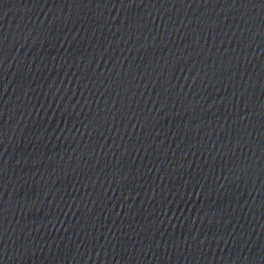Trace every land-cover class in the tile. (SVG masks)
Returning <instances> with one entry per match:
<instances>
[{
    "label": "water",
    "instance_id": "obj_1",
    "mask_svg": "<svg viewBox=\"0 0 264 264\" xmlns=\"http://www.w3.org/2000/svg\"><path fill=\"white\" fill-rule=\"evenodd\" d=\"M0 264H264V0H0Z\"/></svg>",
    "mask_w": 264,
    "mask_h": 264
}]
</instances>
